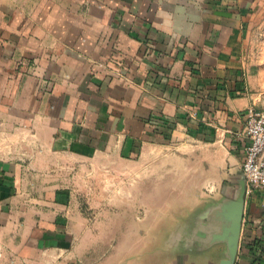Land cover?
I'll return each mask as SVG.
<instances>
[{
    "label": "crops",
    "instance_id": "1",
    "mask_svg": "<svg viewBox=\"0 0 264 264\" xmlns=\"http://www.w3.org/2000/svg\"><path fill=\"white\" fill-rule=\"evenodd\" d=\"M263 20L264 0H0V264H141L89 243L114 233L82 205L119 196L81 177L175 162L191 142L242 166ZM263 202L246 197L236 264H264Z\"/></svg>",
    "mask_w": 264,
    "mask_h": 264
},
{
    "label": "rangeland",
    "instance_id": "2",
    "mask_svg": "<svg viewBox=\"0 0 264 264\" xmlns=\"http://www.w3.org/2000/svg\"><path fill=\"white\" fill-rule=\"evenodd\" d=\"M262 24L263 27L258 26L252 30L251 37L258 42L250 47L256 57V63L263 67L264 74V20ZM178 152L180 156L175 162L172 157H167L168 153L152 158L150 165L144 164L146 159L143 157L139 158L135 172L119 164L118 173L104 172L102 177L95 174L96 178L93 176L88 179V174H80L84 176L81 177L83 182L85 179L99 180L94 189L88 192L119 196L118 205H82L89 219H92L90 216L96 212L101 219L98 224L108 225V234L114 233L110 236L91 238L92 242L89 243L103 247V253L117 244L120 248L127 246L130 252L140 251L144 244L150 242V238L154 241L161 218L167 214L170 216V212L193 209L209 198H220L227 188L233 186L236 170L241 168V163L234 164L233 156L223 145L191 142L187 144L186 149ZM171 155L169 152V156ZM174 164L176 170L173 168ZM101 182L105 184L103 189L99 186ZM108 182L112 183L111 189L106 187ZM79 192L85 196L82 188ZM103 215L107 217H102ZM89 223L96 224L95 221ZM91 251L95 254V251ZM92 252L87 259L94 257ZM64 264L81 263L76 257L66 259Z\"/></svg>",
    "mask_w": 264,
    "mask_h": 264
},
{
    "label": "water",
    "instance_id": "3",
    "mask_svg": "<svg viewBox=\"0 0 264 264\" xmlns=\"http://www.w3.org/2000/svg\"><path fill=\"white\" fill-rule=\"evenodd\" d=\"M247 180L242 166L233 186L218 199L193 209L170 212L154 241L129 260L141 264H236L246 206Z\"/></svg>",
    "mask_w": 264,
    "mask_h": 264
},
{
    "label": "built area",
    "instance_id": "4",
    "mask_svg": "<svg viewBox=\"0 0 264 264\" xmlns=\"http://www.w3.org/2000/svg\"><path fill=\"white\" fill-rule=\"evenodd\" d=\"M247 116L246 134L249 143L242 163L247 180L246 197L254 192L264 194V111L250 108Z\"/></svg>",
    "mask_w": 264,
    "mask_h": 264
}]
</instances>
